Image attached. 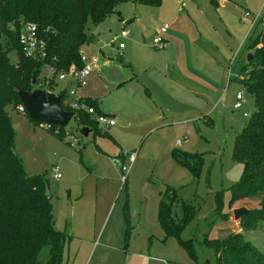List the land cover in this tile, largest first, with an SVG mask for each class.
I'll return each mask as SVG.
<instances>
[{"label":"rangeland","instance_id":"obj_1","mask_svg":"<svg viewBox=\"0 0 264 264\" xmlns=\"http://www.w3.org/2000/svg\"><path fill=\"white\" fill-rule=\"evenodd\" d=\"M119 11L122 18L132 19L127 26L130 36L142 40L143 35L152 50L155 28L169 24V17L179 11L189 15L203 36L200 52L207 53V57L215 53L223 59L220 62L216 58L214 64L205 62L198 68L202 74L214 77L219 74V64L224 63L222 90L215 100L204 97L202 104H194L184 94L185 100H171L158 108L149 103L142 87L137 90L140 99L128 88L132 85L114 88L106 92L100 103L105 114L114 116L115 125L87 136L77 132L75 139L68 134L74 118L63 127L60 137L56 128L51 132L49 125L33 122L18 107L8 105L14 151L26 174L40 176L47 183L54 226L71 236L64 253L66 264H213L214 252L203 245V238L223 239L242 233L232 210L257 208L261 197L258 194L238 200L231 207L226 204L230 187L242 173V165L232 158L234 139L255 110L253 98L240 80L247 55L253 52L247 44L261 29L264 0H227L223 8L215 7L210 0H161L157 7L135 5L128 0L119 4ZM245 12L249 15L242 19ZM121 27L114 16L107 18L96 29V33L100 32L96 38L99 42H94L103 53L97 51L98 57L109 58V77L116 80L127 69L118 55L119 40L113 41ZM86 33L91 34L89 27ZM124 43L126 49L134 45L127 40ZM189 50L192 52L190 47ZM89 53L83 45L80 54L87 58ZM8 57L14 62L15 51L9 52ZM46 70V66L41 68L39 78L46 75ZM100 76L105 83L109 81V77ZM82 81L79 97L102 98L100 84L88 83L86 78ZM54 82L50 89L54 94L64 88L69 94L73 88L66 87L68 82L73 83L69 77L54 76ZM155 86L148 84V91L156 93ZM37 87L36 84L34 88ZM237 92L242 94L243 102L240 108L233 109ZM244 112L247 117H243ZM177 140L179 146L175 145ZM174 151L194 154L198 158L197 171L177 161ZM129 154H134L132 162ZM55 167L59 178L54 177ZM121 175L126 176L124 181ZM216 197L221 202L220 213L216 210ZM162 199L170 204L173 222L188 218L179 236L182 240L191 239L193 255L160 227L157 211ZM244 235L264 253L263 228Z\"/></svg>","mask_w":264,"mask_h":264},{"label":"trees","instance_id":"obj_2","mask_svg":"<svg viewBox=\"0 0 264 264\" xmlns=\"http://www.w3.org/2000/svg\"><path fill=\"white\" fill-rule=\"evenodd\" d=\"M126 1L0 0V264H66L64 253L71 239L54 226L49 194H44L46 181L26 174L21 158L14 151V130L6 107L20 106L21 112L27 115L21 106L19 90L30 92L42 83L37 88L47 87L51 91L54 76L67 72L70 66L80 69L81 47L93 39L92 34L86 33L89 25H99L111 15L119 17L117 7ZM133 1L152 7L161 3V0ZM23 22L36 25L37 35L44 43L42 56L34 58L23 52L18 42L19 26ZM247 48L253 50L252 58L243 66L245 73L240 81L253 98L255 110L234 139L232 158L242 165V173L240 180L230 187L226 204L231 207L238 200L258 194L261 197L257 208L249 209L239 218L242 233L235 232L223 239L203 238V245L214 252L213 264H264V253L244 235L264 229V16L260 32ZM11 51L16 53L14 62L8 57ZM45 66L51 69V75L39 78ZM32 76L36 78L34 85ZM57 95L62 107L70 111L63 104L66 91L63 89ZM80 102L93 107L96 114H103L94 102L84 99ZM75 112L68 134L75 136L81 127H88L94 133L100 131L86 111ZM49 127L51 132L56 128V135L60 137L64 133L63 127ZM172 155L191 171H197L198 158L194 154L174 151ZM215 199L220 213L221 202L218 197ZM157 219L166 235L175 236L189 254H194L191 239L182 240L179 236L187 217L173 222L170 204L162 199Z\"/></svg>","mask_w":264,"mask_h":264},{"label":"crops","instance_id":"obj_3","mask_svg":"<svg viewBox=\"0 0 264 264\" xmlns=\"http://www.w3.org/2000/svg\"><path fill=\"white\" fill-rule=\"evenodd\" d=\"M226 2L227 0H210V3L215 5V7L220 6L222 8L225 6ZM135 5L137 4L135 3ZM117 9L119 11V6ZM246 13L247 12L243 14L242 19H247ZM111 16H114V19L122 25L120 30L123 28L125 30L128 29L132 19L127 20L121 16ZM188 16L189 15L182 14L179 11L175 15L169 17V24L164 23L168 25V28L166 32L162 34V39L165 45L161 48V50H157L158 47L153 46L152 41L150 45L152 44L151 47H153L154 50L149 48V45H147L144 41L143 35L142 40H140L139 37H135L133 35L130 36L131 32L129 29L127 30L128 35L124 38H117V33H115L113 41L119 40L118 44L120 42L124 43V40L134 44L129 49H126L127 45L125 43L123 48H119L117 45L119 58L127 67L125 74L117 80L109 77L112 76L108 71V67L110 65L109 58L98 57L103 53L100 47L94 46L95 41H97V43L99 42L96 38L100 35L99 31L96 33V29H98V27L101 26L109 17H107L99 25H89V33L92 34L93 39L90 43L85 44L84 46L91 53H89L88 58L96 57V61L93 63V69L88 74L86 79L88 83L94 82L100 84L104 94L102 98H99L100 101L96 97H79L78 94L80 93L81 87H77L76 94L78 95V98L94 102L99 112L103 114L105 113L100 102L101 99L105 98L104 95L106 92L114 88L123 89L127 85H132V87L129 86L128 88L131 89L133 91V95L135 94L137 97V90L142 87V92L146 93L149 97V103H152V105L155 103L154 106H157L158 108H163L164 105L166 106V104H169L171 100H185L186 98L184 97V94L188 97L187 99L194 101V104H202L201 102H204V97L208 101L209 99H211V101L215 100L214 98L218 95L217 92L222 90L225 70V67L223 66L224 63L222 62L219 64V74L214 77H209L208 75H205V73L202 74V72L198 71V68L200 64L203 65L205 62L211 61L214 64L216 58H219L220 62L223 61V59L218 57V55H215V53H212V55H208L207 57V53L205 54V52H200L201 47L199 46V42L203 39V36L195 21L191 17L188 18ZM159 28L154 29L155 35L158 33ZM189 47L192 49V52L189 50ZM204 55H206V58H204ZM155 56L158 58H155ZM100 74L104 77H109V81L105 83ZM150 83L156 84L154 87L156 88V93L155 91H148L147 86ZM70 86H73L72 82H68L66 87L68 88ZM138 98L140 99V97ZM147 108L150 112L149 105H147ZM18 109H21L20 106H18ZM110 117L114 118L113 115ZM113 125H115V123ZM89 133L94 132L90 131Z\"/></svg>","mask_w":264,"mask_h":264},{"label":"built area","instance_id":"obj_4","mask_svg":"<svg viewBox=\"0 0 264 264\" xmlns=\"http://www.w3.org/2000/svg\"><path fill=\"white\" fill-rule=\"evenodd\" d=\"M247 15H249L248 12L246 13V16ZM167 28H168L167 24H163L159 28L158 33L152 39L153 46H156L158 48L164 47L165 43L162 39V34L166 32ZM127 35H128L127 30L123 28L117 34V37L124 38ZM18 42L21 45L25 55L31 56L34 58H37L43 55L44 43L37 35V29H36L35 24L31 22L20 23L19 31H18ZM123 46H124L123 42H120L118 44L119 48H123ZM80 60L83 63L80 69H76L74 66H70L67 72L60 73L57 75L58 78L70 77L73 80V88L69 90V94L66 93V96L63 99V104L67 108L71 109L70 111L74 112V114L76 113L75 111L79 109L86 111V113L92 116V118L95 120L99 129L112 126L114 124V120L112 119V117L106 114H96L93 107L84 105L83 103L80 102V98L77 97L76 88L83 83L82 80L86 78L88 74L92 71L93 63L96 61V57L86 58L82 56L81 54ZM50 74H51V69H48L46 75H44L43 77L48 78ZM38 86H43V84L39 83ZM242 102H243L242 94L240 92H237L235 94V101L232 105L233 109L240 108ZM243 117H247V114L245 112L243 113ZM69 138L75 139V136L70 134ZM176 145L177 146L180 145V140L176 141ZM128 159H129V162H132L134 160V154H129ZM121 169L124 171L126 168L122 166ZM53 174L55 178L60 177L57 167L53 168ZM125 177L126 176L121 175V180L124 181Z\"/></svg>","mask_w":264,"mask_h":264},{"label":"water","instance_id":"obj_5","mask_svg":"<svg viewBox=\"0 0 264 264\" xmlns=\"http://www.w3.org/2000/svg\"><path fill=\"white\" fill-rule=\"evenodd\" d=\"M252 54L247 55V61H250ZM36 82L35 76H32L31 84ZM21 106L27 113L29 118L38 122H43L47 125H55L66 127L68 123L75 117L74 112L65 110L61 103L60 97L50 91L42 88H35L30 92L18 91ZM112 116L111 114H109ZM78 132L82 136H87L90 132L88 127L79 128ZM44 194H49L47 186H45ZM248 213V209L239 207L232 210L234 220H238L241 216Z\"/></svg>","mask_w":264,"mask_h":264}]
</instances>
